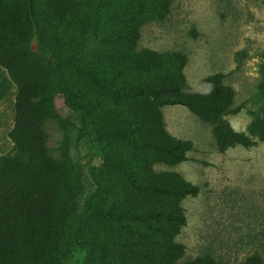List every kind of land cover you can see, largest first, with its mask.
Returning <instances> with one entry per match:
<instances>
[{
  "label": "trees",
  "instance_id": "1",
  "mask_svg": "<svg viewBox=\"0 0 264 264\" xmlns=\"http://www.w3.org/2000/svg\"><path fill=\"white\" fill-rule=\"evenodd\" d=\"M120 1L0 0V66L17 87L15 124L9 133L13 145L0 154V188L4 189L0 198V264L5 257L10 258L5 250L13 249V245L23 251L15 238L21 231L28 233L34 250L29 264H58L76 244L100 250L98 264H182L186 249L176 241L187 225L182 201L197 196L200 187L179 173L154 170L158 161L148 155L150 149L169 157V165L188 161V153L194 150L193 141L177 139L166 130L162 108L184 105L206 118L213 127L219 152L264 142V56L258 88L263 105L253 113L255 119L248 131L237 132L225 117L242 108H233L236 93L224 84L225 74L207 77L213 85L211 93L187 95L180 84L187 64L185 54L147 50L135 54V59L132 54L109 55L107 43L111 37L101 33V26L137 6ZM89 6L90 22L74 48L64 51L52 45L68 16ZM129 37L137 42L135 36ZM34 44L41 47L35 50ZM70 70H75L83 83L101 88L121 103L122 117H117L116 109L111 110L114 126L106 123L89 129L93 94L84 95L83 105L71 103L65 78ZM56 113L64 116L69 134L61 153L69 162L54 163L55 171L42 178L36 163H47V159L37 156L41 150L37 139L43 134L41 125ZM116 118L125 122L118 123ZM99 142L113 147L105 155L102 170L118 175L117 181L91 178L88 169L94 158L85 149ZM72 149L79 155L74 157ZM125 183L127 187L120 192L119 186ZM43 184L46 192L38 200L34 196ZM106 192L114 196L122 193V205L93 207V199ZM29 200L31 214L25 213ZM90 218L120 230L86 237L85 221ZM259 226L262 228L250 242L258 247L255 264H264V218ZM122 227L141 237L133 240V235L120 233ZM21 260L13 258V263L24 264Z\"/></svg>",
  "mask_w": 264,
  "mask_h": 264
},
{
  "label": "rangeland",
  "instance_id": "2",
  "mask_svg": "<svg viewBox=\"0 0 264 264\" xmlns=\"http://www.w3.org/2000/svg\"><path fill=\"white\" fill-rule=\"evenodd\" d=\"M120 2L130 7L134 3L137 6L108 19L101 26V33L111 37L107 43L109 55L132 54L135 59V54L147 50L161 54H185L187 64L180 84L182 92L187 95L211 93L213 85L206 81L207 77L225 74L224 84L236 93L233 108H242L239 113L225 118L235 131L247 132L255 119L253 113L263 105L258 88L262 82L264 56V0ZM91 9L89 6L74 16H68L61 26L58 40L52 45H59L64 51L73 49L86 33ZM129 36H135L137 42ZM33 47L36 50L41 45L34 44ZM240 52L246 54L240 56ZM65 78L71 103L83 105L84 95L93 94L89 129L106 123L114 126L112 109L119 113L117 117L123 116L119 111L121 103L104 94L101 88H92L89 82L83 83L75 70H70ZM44 86L45 83L41 87ZM15 97L12 103L14 117ZM162 113L166 130L177 139L193 141L194 150L188 153V161L169 165V157L150 149L148 155L158 161L154 165L155 172H176L200 187L197 196H187L182 201L187 225L176 238L186 249L182 264H255L258 247L250 241L251 236L262 228L259 225L264 218V142L250 148L238 145L222 153L217 149L213 127L206 118L184 105H166ZM116 122L124 123L125 120L118 118ZM14 123L15 119L9 130L13 129ZM64 123V116L56 113L40 127L43 134L37 139V145L44 153L39 150L37 156L43 155V159H47V163H36L42 178L55 171L54 163L69 162L61 156L62 148L69 142ZM9 130L0 131V154L12 148ZM152 139L161 143L156 136ZM90 149L87 147L85 153L89 152L94 158L93 165L88 169L91 178L117 181L118 175L102 170L106 166L105 155L113 147L99 142L92 144ZM72 154L74 157L79 155L76 149H72ZM126 187L127 183L119 186V191L124 192ZM45 192L46 185L43 184L34 198L40 200ZM3 196L4 189L0 188V198ZM123 201L122 193L114 196L106 192L104 196L95 197L91 205L117 208ZM25 209V213H32L30 200ZM27 222L29 228L30 219L27 218ZM109 229L120 230L118 226H108L90 218L85 221L84 235L92 238ZM120 233L133 235V240L141 237L125 227ZM15 238L21 242L23 251L16 245L13 249H6L10 258L5 257L2 263L14 264L13 258H19L23 259L20 263L29 264L34 250L28 233L18 232ZM99 260L100 250L87 244H76L58 264H98Z\"/></svg>",
  "mask_w": 264,
  "mask_h": 264
},
{
  "label": "crops",
  "instance_id": "3",
  "mask_svg": "<svg viewBox=\"0 0 264 264\" xmlns=\"http://www.w3.org/2000/svg\"><path fill=\"white\" fill-rule=\"evenodd\" d=\"M4 70L5 69L2 66H0V131H4L5 129L8 130L11 129V125L16 117V112L14 117L12 103L15 95H17V87L11 80L8 72L6 71L7 72L6 74ZM14 110H15V102H14ZM10 131L11 130H9L8 135ZM0 134H2V132H0Z\"/></svg>",
  "mask_w": 264,
  "mask_h": 264
}]
</instances>
